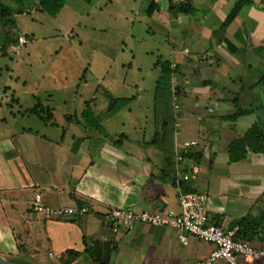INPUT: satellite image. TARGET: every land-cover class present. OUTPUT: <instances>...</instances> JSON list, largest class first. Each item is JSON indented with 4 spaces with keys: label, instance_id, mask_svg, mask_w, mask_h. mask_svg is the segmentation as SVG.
<instances>
[{
    "label": "crops",
    "instance_id": "crops-1",
    "mask_svg": "<svg viewBox=\"0 0 264 264\" xmlns=\"http://www.w3.org/2000/svg\"><path fill=\"white\" fill-rule=\"evenodd\" d=\"M2 1L11 11L29 3ZM243 1L247 3L224 27L229 14ZM155 2L159 9L149 17L163 13L162 21L168 27L182 28L176 32L183 45L175 38L168 48V60L179 69L172 80V137L154 143L155 110L153 131L137 121L127 127L119 123L115 119L121 112L103 117L111 137L117 140L125 135L118 146L85 123L71 120L62 126L60 138L28 128L1 137L0 247L5 252L0 253L13 262L198 264L210 256L213 244L188 233L183 234L184 243L170 227L144 224L115 233L106 220L114 208L179 213V197L185 188L207 194L216 225L234 229L237 221L247 216L254 219L261 229L251 243L264 248V154L250 153L237 163H230L229 156L231 143L254 125L264 130V0H168L167 7L160 0ZM204 103L216 107L207 105L202 111ZM237 104L251 113L231 119ZM184 108L183 119H189L185 112L194 110L202 126L195 137H189L193 132L189 127L181 130L179 111ZM113 117L116 124H112ZM47 126L60 125L55 119L54 126ZM20 137L22 142L17 141ZM79 138L82 141L73 152ZM188 143L195 145L185 152ZM198 152L202 153L200 160L188 157ZM193 166L199 168L197 180L184 182L180 175ZM38 194L46 207L88 208L90 213L49 220L33 209ZM69 251L79 255L74 258ZM246 264H264V260Z\"/></svg>",
    "mask_w": 264,
    "mask_h": 264
},
{
    "label": "rangeland",
    "instance_id": "rangeland-1",
    "mask_svg": "<svg viewBox=\"0 0 264 264\" xmlns=\"http://www.w3.org/2000/svg\"><path fill=\"white\" fill-rule=\"evenodd\" d=\"M27 1L25 8H15L6 18L11 21H0V138L23 128L60 138L69 120L84 121L87 103L95 113L108 114L107 92L115 98L136 97L116 121L126 127L137 121L153 131L159 77L155 63L158 56L169 58V43L179 39L176 31L182 28L168 27L163 13L149 17V0H67L56 17L42 13L39 0ZM160 1L167 7L168 0ZM40 103L55 109L60 126H47L29 115L27 110ZM207 105L212 103H204L202 111ZM185 110L179 111L181 130L189 127L193 130L189 137H195L202 126L194 110L185 112L189 119H183ZM135 114L137 118L131 117ZM112 121L116 124L114 117ZM0 251L5 252L2 247Z\"/></svg>",
    "mask_w": 264,
    "mask_h": 264
},
{
    "label": "trees",
    "instance_id": "trees-1",
    "mask_svg": "<svg viewBox=\"0 0 264 264\" xmlns=\"http://www.w3.org/2000/svg\"><path fill=\"white\" fill-rule=\"evenodd\" d=\"M39 10L42 13H47L52 17H56L64 8L67 0H39ZM247 2H239L236 7L229 14L227 20L224 22L223 26L227 27L232 23L235 19L243 5ZM159 9V5L152 0L149 7L147 8V14L149 16L154 15ZM190 10H186L185 12H189ZM12 14L10 8L0 0V21H11V19L7 20L6 18ZM13 21V19H12ZM156 69L159 70V77L157 80L156 88H155V111H156V134L154 143H164L169 137L173 135V120L170 114V104L172 100V80L173 77L179 72L177 67L173 68L170 60L165 59L163 56H158L157 61L155 63ZM180 90V88H178ZM107 99L109 105L107 107V113L104 116L95 113L91 103H87V109L82 113L83 123L86 124L88 129L97 130L101 135L109 139L115 145H120L125 135H120L117 140L111 137L102 122L103 117H112L120 113L123 109H125L131 101L132 98H115L107 92ZM180 92L177 93V95ZM237 103V102H236ZM43 104H39V109L37 106L27 110L29 114L36 115L39 119L43 120L47 125H55V115L53 110L50 108H46L42 106ZM237 112L231 117V119L235 120L243 115H247L251 113V110L243 109L239 104H237ZM45 109V111H44ZM48 112V114H45ZM161 119V120H159ZM159 120V121H158ZM82 139H76V142L73 147V152H76L79 148ZM250 153L255 154H264V130L257 124L254 125L248 132H246L243 136L239 137L237 140L231 143L229 147V156L230 163H237L245 160ZM188 157L194 158L196 160H200L202 157V153H191ZM193 191L192 189L185 188V192ZM218 225V224H217ZM236 226L238 227L237 238L252 242L255 237L258 235L261 229V225L258 224L254 219L247 216L239 221H237ZM91 253V249L89 250ZM69 254L76 258L79 255V252L69 251ZM17 264H21L20 262L14 260Z\"/></svg>",
    "mask_w": 264,
    "mask_h": 264
},
{
    "label": "built area",
    "instance_id": "built-area-1",
    "mask_svg": "<svg viewBox=\"0 0 264 264\" xmlns=\"http://www.w3.org/2000/svg\"><path fill=\"white\" fill-rule=\"evenodd\" d=\"M24 45L25 38L20 39ZM195 143L186 144V151ZM182 160V158H181ZM199 168L193 166L187 173L180 175L184 182L197 180ZM34 211L45 214L49 220H66L81 218L90 213L88 208H49L41 204V195L36 196ZM180 212H163L159 209L136 212L121 208H114L106 215L115 233L121 230H131L137 224L158 227H170L176 230L181 240L186 243L183 236L188 233L197 239L213 244L215 249L210 256L198 264H246L256 259L264 260V248H257L251 242L237 238L238 228L226 229L213 223L209 212V198L207 194L190 191L183 192L179 197Z\"/></svg>",
    "mask_w": 264,
    "mask_h": 264
},
{
    "label": "water",
    "instance_id": "water-1",
    "mask_svg": "<svg viewBox=\"0 0 264 264\" xmlns=\"http://www.w3.org/2000/svg\"><path fill=\"white\" fill-rule=\"evenodd\" d=\"M0 264H16L12 260H10L8 257L0 253Z\"/></svg>",
    "mask_w": 264,
    "mask_h": 264
}]
</instances>
